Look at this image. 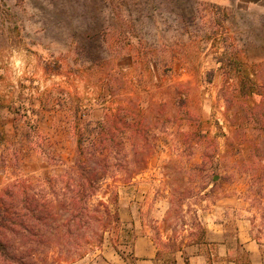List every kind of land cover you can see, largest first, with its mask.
<instances>
[{
    "label": "rangeland",
    "instance_id": "rangeland-1",
    "mask_svg": "<svg viewBox=\"0 0 264 264\" xmlns=\"http://www.w3.org/2000/svg\"><path fill=\"white\" fill-rule=\"evenodd\" d=\"M1 69L7 73H0V107L9 106L10 119L22 128L23 149L32 139L55 172L71 166L100 129L113 134L111 114H136L143 130L133 135L136 146L113 148L122 164L109 170L133 169L123 162L133 154L148 155L147 167L134 183L115 186L111 209L118 214L125 202L139 211L159 248L157 264L173 262L167 238L187 236L194 227L202 233L223 197H249L243 214L254 235L264 231V186L248 184L263 173L264 132L240 117L261 97L239 95L242 75L264 79V0H0ZM13 73H20L19 93ZM106 97L102 120L91 122L92 106ZM3 116L0 109V123ZM14 157L0 159V173L9 170L0 192L18 179L34 185L52 175L16 178ZM107 230L81 260L111 248L129 258L139 230L128 223Z\"/></svg>",
    "mask_w": 264,
    "mask_h": 264
},
{
    "label": "trees",
    "instance_id": "trees-1",
    "mask_svg": "<svg viewBox=\"0 0 264 264\" xmlns=\"http://www.w3.org/2000/svg\"><path fill=\"white\" fill-rule=\"evenodd\" d=\"M239 82L242 100L255 94L261 97L253 107L246 104L240 117L264 132V79L257 83L242 75ZM111 115L113 134L100 129L92 142L78 149L71 166L36 179L34 185L18 179L0 192V264H73L100 246L110 226L119 227V216L111 209L118 198L115 186L131 183L146 169L149 156L136 158L133 154L124 158V165L135 164L131 170L126 166L124 172L109 170L113 163L118 167L122 164L116 152L111 155L113 148L128 142L136 146L133 135L141 130L132 111L121 110ZM261 159L264 155L258 161ZM263 173L249 181V188L255 182L264 186ZM248 200L249 197L245 201ZM249 220L253 239L264 244V231L258 229L257 236L254 235L253 222ZM94 228L99 233L92 232ZM168 242L164 249L176 251V241Z\"/></svg>",
    "mask_w": 264,
    "mask_h": 264
},
{
    "label": "crops",
    "instance_id": "crops-1",
    "mask_svg": "<svg viewBox=\"0 0 264 264\" xmlns=\"http://www.w3.org/2000/svg\"><path fill=\"white\" fill-rule=\"evenodd\" d=\"M29 72L30 70L25 74ZM0 73H7V70L1 69ZM33 73L35 74L33 77L41 75L39 71H33L29 74L32 75ZM13 74L15 76L11 82L16 89L14 93H19L17 83L20 73ZM4 77L3 75L1 81L3 89L6 82ZM42 81L44 79H41V84L43 83ZM41 88L43 89L44 85ZM107 106V97L99 101V104L93 105L89 113V120L91 122L102 120L103 112ZM0 109L4 113L0 123V159H11L16 156L18 159V170L14 171L15 177L58 173L44 159L46 154L40 152L38 148H33V140L31 138L28 150L23 149V147L28 145L25 144L24 138L21 137L20 130L22 128L17 129L13 119H10L12 115L7 112L9 106L5 104ZM41 114L45 113L42 111ZM45 129H43L42 124L37 131L43 134ZM1 171L0 178L3 181L5 180L2 184L3 187L8 182L6 174H8L9 170L8 168H3ZM143 172L145 170L136 177L141 176ZM135 178L132 180L133 183ZM145 197L146 195H143L142 200ZM164 201L168 203H164V207L158 211L156 216V221L158 222L163 219L168 210L169 201L167 199ZM246 203L242 197L237 195L220 198L212 206L211 213L204 220V231L202 233H196L194 227L193 231L187 236L167 238L168 240L174 239L176 242L177 238H184V243L175 247L177 250L173 252L172 264H264V244H260L253 239L250 220L243 214ZM139 215V211H135L128 203H121L118 207L120 222L132 224L135 229L139 230L133 239L129 258L121 256L115 249L111 248L101 252L100 258L95 259L93 257L90 260H80L73 264H157L159 262V248L154 245L152 236L147 231V224L142 222Z\"/></svg>",
    "mask_w": 264,
    "mask_h": 264
},
{
    "label": "built area",
    "instance_id": "built-area-1",
    "mask_svg": "<svg viewBox=\"0 0 264 264\" xmlns=\"http://www.w3.org/2000/svg\"><path fill=\"white\" fill-rule=\"evenodd\" d=\"M94 102H95V101H94ZM86 116H87L86 114H83L81 117L84 119V118H86Z\"/></svg>",
    "mask_w": 264,
    "mask_h": 264
},
{
    "label": "water",
    "instance_id": "water-1",
    "mask_svg": "<svg viewBox=\"0 0 264 264\" xmlns=\"http://www.w3.org/2000/svg\"><path fill=\"white\" fill-rule=\"evenodd\" d=\"M214 180H216V178Z\"/></svg>",
    "mask_w": 264,
    "mask_h": 264
}]
</instances>
